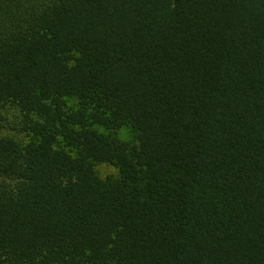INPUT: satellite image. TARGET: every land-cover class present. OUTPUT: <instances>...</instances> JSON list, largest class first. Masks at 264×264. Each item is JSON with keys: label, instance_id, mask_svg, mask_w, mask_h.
<instances>
[{"label": "trees", "instance_id": "trees-1", "mask_svg": "<svg viewBox=\"0 0 264 264\" xmlns=\"http://www.w3.org/2000/svg\"><path fill=\"white\" fill-rule=\"evenodd\" d=\"M7 103L0 264H264V0H0Z\"/></svg>", "mask_w": 264, "mask_h": 264}, {"label": "rangeland", "instance_id": "rangeland-1", "mask_svg": "<svg viewBox=\"0 0 264 264\" xmlns=\"http://www.w3.org/2000/svg\"><path fill=\"white\" fill-rule=\"evenodd\" d=\"M68 103L72 105V107H75L77 100L75 98H69ZM1 112L0 136L11 135L21 141H27L31 138V133L22 129L24 120L16 106L7 103ZM94 128L100 132L109 133V130L103 126L94 125ZM117 133L121 139L128 142H131L135 135L134 130L129 125L121 126ZM95 168L101 177L110 174L115 175L117 173V169L114 166L106 163H95Z\"/></svg>", "mask_w": 264, "mask_h": 264}]
</instances>
